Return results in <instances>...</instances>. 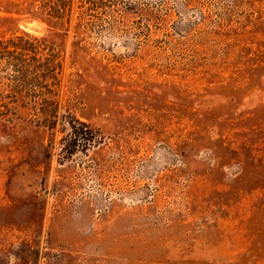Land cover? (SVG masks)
Wrapping results in <instances>:
<instances>
[{
	"label": "rangeland",
	"instance_id": "rangeland-1",
	"mask_svg": "<svg viewBox=\"0 0 264 264\" xmlns=\"http://www.w3.org/2000/svg\"><path fill=\"white\" fill-rule=\"evenodd\" d=\"M0 42L58 106L0 56V264H264V0H0Z\"/></svg>",
	"mask_w": 264,
	"mask_h": 264
},
{
	"label": "trees",
	"instance_id": "trees-1",
	"mask_svg": "<svg viewBox=\"0 0 264 264\" xmlns=\"http://www.w3.org/2000/svg\"><path fill=\"white\" fill-rule=\"evenodd\" d=\"M9 50L10 47L6 46V44L3 42H0V56H4L16 64L14 76L19 81L20 91H18V96H21L22 100H26V98L29 99V104H33L31 111L33 113H37V115L40 116L39 122L49 129H54L58 121V116L56 113L58 106L53 100L49 98L48 95H45L44 89L46 87H43V84L39 82H42L45 79H50L51 77L54 79L56 74V65L53 62L52 65L54 64V66H52L51 69L48 68L47 70H37L36 68L37 71L33 72V78L38 83L33 85L31 89L26 87L25 84V80L27 77H29L28 75H30V73H28L29 67H25L26 62L24 61V58L26 57L23 58V50H21V52L12 53ZM48 92L50 94L52 91L49 90ZM66 120L70 128V133L63 140L65 153H67L69 156H72L78 151H81L80 148L82 150H87V148L91 146V143H94L95 141V131L91 129L89 124L82 122L75 117L68 116Z\"/></svg>",
	"mask_w": 264,
	"mask_h": 264
}]
</instances>
